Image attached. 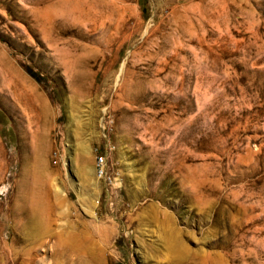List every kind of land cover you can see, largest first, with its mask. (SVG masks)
Here are the masks:
<instances>
[{
    "label": "rangeland",
    "instance_id": "obj_1",
    "mask_svg": "<svg viewBox=\"0 0 264 264\" xmlns=\"http://www.w3.org/2000/svg\"><path fill=\"white\" fill-rule=\"evenodd\" d=\"M0 264H264V0H0Z\"/></svg>",
    "mask_w": 264,
    "mask_h": 264
},
{
    "label": "bare ground",
    "instance_id": "obj_2",
    "mask_svg": "<svg viewBox=\"0 0 264 264\" xmlns=\"http://www.w3.org/2000/svg\"><path fill=\"white\" fill-rule=\"evenodd\" d=\"M69 247H70L71 250H72V249H73V250L76 249V246H74L73 244H70Z\"/></svg>",
    "mask_w": 264,
    "mask_h": 264
},
{
    "label": "built area",
    "instance_id": "obj_3",
    "mask_svg": "<svg viewBox=\"0 0 264 264\" xmlns=\"http://www.w3.org/2000/svg\"><path fill=\"white\" fill-rule=\"evenodd\" d=\"M99 160L101 161V160H102V158H101V157H99Z\"/></svg>",
    "mask_w": 264,
    "mask_h": 264
}]
</instances>
